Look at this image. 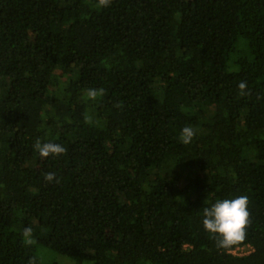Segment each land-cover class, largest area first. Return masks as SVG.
<instances>
[{
    "label": "trees",
    "instance_id": "trees-1",
    "mask_svg": "<svg viewBox=\"0 0 264 264\" xmlns=\"http://www.w3.org/2000/svg\"><path fill=\"white\" fill-rule=\"evenodd\" d=\"M241 195L226 251L203 209ZM39 247L264 264V0H0V264H43Z\"/></svg>",
    "mask_w": 264,
    "mask_h": 264
},
{
    "label": "clouds",
    "instance_id": "clouds-1",
    "mask_svg": "<svg viewBox=\"0 0 264 264\" xmlns=\"http://www.w3.org/2000/svg\"><path fill=\"white\" fill-rule=\"evenodd\" d=\"M100 6H107L110 0H98ZM245 87L243 83L239 85ZM91 95L95 96V92ZM195 130L185 126L180 131L179 139L184 144H189L195 136ZM41 156L57 155L64 151L62 145L44 143L39 147ZM47 178H51L49 175ZM248 197L241 195L234 198L217 199L213 204L203 209V229L216 238L217 247L230 250L243 242L246 238V227L249 223ZM26 243H31V229L25 228L22 233Z\"/></svg>",
    "mask_w": 264,
    "mask_h": 264
},
{
    "label": "rangeland",
    "instance_id": "rangeland-1",
    "mask_svg": "<svg viewBox=\"0 0 264 264\" xmlns=\"http://www.w3.org/2000/svg\"><path fill=\"white\" fill-rule=\"evenodd\" d=\"M112 233V228L109 230V235ZM244 251H248V248H246ZM37 254L40 257L43 264H53V263H59V264H80L76 262L77 260L71 259L67 256L61 255L59 253H56L46 247H39L37 248ZM84 263V262H83ZM82 263V264H83Z\"/></svg>",
    "mask_w": 264,
    "mask_h": 264
},
{
    "label": "built area",
    "instance_id": "built-area-1",
    "mask_svg": "<svg viewBox=\"0 0 264 264\" xmlns=\"http://www.w3.org/2000/svg\"><path fill=\"white\" fill-rule=\"evenodd\" d=\"M246 249V246H241V247H238L236 249H234L232 252L234 254H245V253H249L251 251V247L248 248V251H244Z\"/></svg>",
    "mask_w": 264,
    "mask_h": 264
}]
</instances>
